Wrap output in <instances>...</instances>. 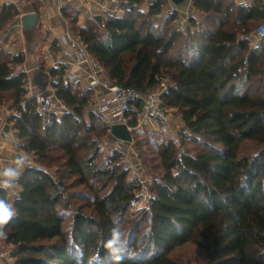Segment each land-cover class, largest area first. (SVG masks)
<instances>
[{
  "label": "trees",
  "instance_id": "1",
  "mask_svg": "<svg viewBox=\"0 0 264 264\" xmlns=\"http://www.w3.org/2000/svg\"><path fill=\"white\" fill-rule=\"evenodd\" d=\"M171 0H119L101 20L64 10L70 32L114 83L150 92L164 83L173 133L127 125L152 179L146 205L125 153L105 151L109 123L93 90L50 69L55 95L70 111L48 121L28 95L27 75L0 39V103L17 146L33 160L17 179L14 210L0 231L12 264H189L176 250L204 251L202 264H264V0H191L184 24ZM18 11L0 12V37ZM254 40H257L254 42Z\"/></svg>",
  "mask_w": 264,
  "mask_h": 264
},
{
  "label": "crops",
  "instance_id": "2",
  "mask_svg": "<svg viewBox=\"0 0 264 264\" xmlns=\"http://www.w3.org/2000/svg\"><path fill=\"white\" fill-rule=\"evenodd\" d=\"M237 1L243 2L246 5H249L251 2V0ZM118 2L119 0H0V12L4 6L8 5H12L18 11L2 31L0 39L5 44V48L14 56L19 54L25 55L24 62L16 65L15 70L26 73L29 96L54 92L51 86L52 77L50 69L59 64L67 65L66 75L75 77L84 85V82L80 79L81 71L65 63L62 55L64 31L66 27L69 29L70 25L64 10L71 8L76 11L79 22L82 23L86 18L101 14L105 10H115ZM167 6L168 4L165 5L164 9ZM177 9L180 16L183 13L191 14L193 11L191 0H184L177 5ZM28 12L38 14L31 56L26 54L27 50L31 49L27 48L21 33V16ZM37 30L39 35H37ZM256 41L254 40V42ZM95 95L96 93L94 92L92 98V101L95 103L94 106L97 105ZM10 113L8 104L0 103V169L4 165H17L20 168L22 167V171L24 168L22 157L25 151L21 150L15 141V135L8 120ZM110 138L115 140L111 135L108 139ZM4 247L11 249L12 245L0 244V264H12L4 254Z\"/></svg>",
  "mask_w": 264,
  "mask_h": 264
},
{
  "label": "built area",
  "instance_id": "3",
  "mask_svg": "<svg viewBox=\"0 0 264 264\" xmlns=\"http://www.w3.org/2000/svg\"><path fill=\"white\" fill-rule=\"evenodd\" d=\"M115 7L117 8V4ZM167 10L169 12H174L178 9L175 6L170 5ZM189 15L190 14L188 13H183L180 18V23L184 24ZM263 36L264 22L258 27L255 38L258 40ZM63 40L62 55L64 57V62L81 71L80 79L84 82V86L92 89L96 93V111L102 115L109 124H127V112L129 108L135 101H141V109L138 111L136 118L137 126H141L144 123L156 124L157 122H161L164 125H170V110L163 107L160 99V95L164 90L163 82L160 84V87L150 92H142L134 87H126L114 83L106 76L101 62L89 55L82 41L74 36L68 27H66L64 31ZM35 99L37 110L45 114L47 121L55 112L71 110L70 107L59 99L54 92L37 94L35 95ZM117 141L122 142L120 140ZM32 164V158L24 152L22 165L26 167ZM132 166V176L139 180L141 185L140 198L136 203L144 205L149 201L152 179L150 176L143 173L144 167L142 166V163L137 162L132 164ZM21 168L17 165H4L0 169V184L6 189V198L8 202L18 195L19 185L17 179L21 173ZM7 169L15 170L18 175L15 178L10 179L4 175ZM5 181H8V186H5ZM4 248V254L7 256L8 261L13 263L14 257L10 254L12 248Z\"/></svg>",
  "mask_w": 264,
  "mask_h": 264
},
{
  "label": "rangeland",
  "instance_id": "4",
  "mask_svg": "<svg viewBox=\"0 0 264 264\" xmlns=\"http://www.w3.org/2000/svg\"><path fill=\"white\" fill-rule=\"evenodd\" d=\"M37 35H39L38 30H37ZM169 119H170V125H164L161 122H157L156 124H149V123H144L142 125H147L149 128L153 130H159L161 128L167 129L171 133H173L176 129V123L177 121L175 120L174 117H172L171 114H169ZM141 127V126H140ZM133 142V141H132ZM128 143V142H119L117 140H114L113 138L108 139L105 138V143H104V148L105 151L109 152L112 151L114 148L119 149L125 153V157L127 160V164L129 165L130 169H133L132 164H135L137 162L141 161L137 157V150L135 149L134 144ZM143 168V173L145 175H148L147 168L144 163H142ZM130 170V174L132 175ZM149 176V175H148ZM147 204V203H146ZM144 204V205H146ZM141 204L136 203L134 207H141L144 206ZM175 255L178 257L180 261L188 262L189 264H202L204 261V251L199 248L198 246H195L191 243L184 244L180 246L177 250Z\"/></svg>",
  "mask_w": 264,
  "mask_h": 264
},
{
  "label": "water",
  "instance_id": "5",
  "mask_svg": "<svg viewBox=\"0 0 264 264\" xmlns=\"http://www.w3.org/2000/svg\"><path fill=\"white\" fill-rule=\"evenodd\" d=\"M175 5H179L184 0H171ZM94 19L100 21L101 18L99 15L93 16ZM38 21V14L35 12L24 13L21 16V33L25 40L27 48L31 49V53L27 50L26 54L28 56L32 55L33 50V39L36 29V23ZM109 130L111 136L115 139L120 140L122 142L131 143L133 140L132 130L125 123H113L109 125Z\"/></svg>",
  "mask_w": 264,
  "mask_h": 264
},
{
  "label": "clouds",
  "instance_id": "6",
  "mask_svg": "<svg viewBox=\"0 0 264 264\" xmlns=\"http://www.w3.org/2000/svg\"><path fill=\"white\" fill-rule=\"evenodd\" d=\"M5 176L11 178H15L18 173L13 169H7L4 173ZM5 186H8V181L4 182ZM14 215V210L12 207L7 204L5 201L0 200V229H2L3 225L8 223ZM0 235H3V232L0 231Z\"/></svg>",
  "mask_w": 264,
  "mask_h": 264
}]
</instances>
